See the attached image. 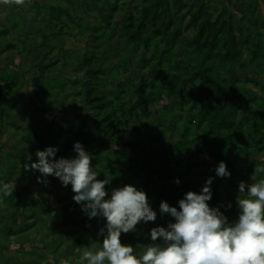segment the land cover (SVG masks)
<instances>
[{"label":"rangeland","instance_id":"374dc122","mask_svg":"<svg viewBox=\"0 0 264 264\" xmlns=\"http://www.w3.org/2000/svg\"><path fill=\"white\" fill-rule=\"evenodd\" d=\"M260 46L264 0L0 3V187H14L0 192V264H81L102 243L106 219L89 218L71 184L24 167L48 147L71 159L79 142L111 178L106 199L146 193L156 220L120 237L134 255L174 222L160 203L179 208L209 177L207 203L235 222L239 183L264 180ZM221 161L230 176L216 175Z\"/></svg>","mask_w":264,"mask_h":264},{"label":"clouds","instance_id":"9594fccd","mask_svg":"<svg viewBox=\"0 0 264 264\" xmlns=\"http://www.w3.org/2000/svg\"><path fill=\"white\" fill-rule=\"evenodd\" d=\"M0 3L20 5L24 0H0ZM74 150L77 155L71 159H54L58 151L54 147L37 150L38 161L24 167L39 171L43 177L55 176L65 187L71 184L74 201L82 205L88 217L106 219V227L98 233L104 237L102 243L93 242L91 250L85 249L80 256L81 264H264V180L248 185L239 183V193L248 198H237L240 214L232 223L218 207L207 203L212 198V177L199 194L187 192L178 201L179 208L162 201L160 213L169 214L174 222L168 223L167 228L151 229L153 243L144 246L143 253L137 256L132 246L121 243L120 237L121 233L135 231L140 222L156 220L157 213L146 193L124 185L113 189L106 199L105 186L111 178L98 180L89 153L79 142ZM215 171L219 177L230 176L223 161ZM13 190L7 183L0 187L4 196L12 195Z\"/></svg>","mask_w":264,"mask_h":264},{"label":"trees","instance_id":"16d2710c","mask_svg":"<svg viewBox=\"0 0 264 264\" xmlns=\"http://www.w3.org/2000/svg\"><path fill=\"white\" fill-rule=\"evenodd\" d=\"M260 47H261V49H260V50H261V51H263V50H264V47H262V46H260Z\"/></svg>","mask_w":264,"mask_h":264}]
</instances>
